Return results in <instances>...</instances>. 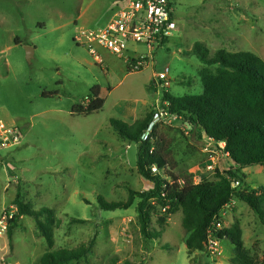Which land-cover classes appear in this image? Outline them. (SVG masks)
Returning <instances> with one entry per match:
<instances>
[{
	"label": "rangeland",
	"instance_id": "obj_1",
	"mask_svg": "<svg viewBox=\"0 0 264 264\" xmlns=\"http://www.w3.org/2000/svg\"><path fill=\"white\" fill-rule=\"evenodd\" d=\"M126 1L0 0V117L25 133L20 148L0 153L13 155L19 178L6 192L8 178L0 169V219L5 212L17 213V193L34 210L52 209L59 221L53 250L93 241L87 258L71 264H231L235 249L228 240L220 241L219 255L188 253L190 234L183 228L181 208L153 202L150 229L162 235L146 242L140 233L138 200L129 210L104 211L97 197L126 201L129 190L153 187L138 173L137 145L122 139L110 120L133 124L149 112L162 113L165 90L151 82L167 67L170 94L200 95L204 66L189 53L197 42L212 55L247 51L264 61V0H172L174 36L139 72L128 71L122 59L103 49L98 50L103 63H98L75 41L81 28L105 26ZM27 48L34 49L31 61ZM95 87L105 100L103 110L73 116L72 108L86 102ZM160 129L170 141L172 164L180 176L212 182L217 170L232 166L223 145L199 139L185 119L164 115ZM261 186L264 165L246 172L248 189ZM218 219L224 229L238 225L250 257L264 264V226L247 204L234 199ZM48 250L29 216L19 220L12 245L7 232L0 236V264H38Z\"/></svg>",
	"mask_w": 264,
	"mask_h": 264
},
{
	"label": "trees",
	"instance_id": "obj_2",
	"mask_svg": "<svg viewBox=\"0 0 264 264\" xmlns=\"http://www.w3.org/2000/svg\"><path fill=\"white\" fill-rule=\"evenodd\" d=\"M194 55L204 68L200 72L203 92L200 95L175 97L164 91L162 107L169 115L180 117L191 126L201 140L211 139L224 143L222 152L232 160V166L223 172L216 171L212 182L195 183L192 174L180 176L170 156V141L161 133L158 111L149 112L144 119L133 124L112 118V129L124 140L137 145V169L139 175L153 184L146 191L129 190L126 201L111 202L99 195L97 202L104 211L129 210L136 207L140 233L146 242L161 238L160 232L150 229V206L172 209L181 208L183 228L190 236L186 240L188 253L207 251L208 230L221 211L234 199L247 204L264 226V186L257 189L246 187L243 170L264 165V61L247 51L228 52L219 50L211 54L202 43L194 44ZM152 88V86H151ZM46 96V95H45ZM88 101L72 108L73 116H90L103 110L105 100L95 87ZM167 101L169 106H164ZM158 172L153 173L152 169ZM239 181L241 188H235ZM17 193L13 205L17 208L10 221L7 235L12 245L13 232L23 216L35 220L36 228L49 248L38 264H71L87 258L93 241L76 249L55 247V229L59 221L55 212L47 207L34 210ZM77 223L86 220L74 219ZM220 241L228 240L235 249L231 264H259L244 247L242 231L238 225L217 232Z\"/></svg>",
	"mask_w": 264,
	"mask_h": 264
},
{
	"label": "built area",
	"instance_id": "obj_3",
	"mask_svg": "<svg viewBox=\"0 0 264 264\" xmlns=\"http://www.w3.org/2000/svg\"><path fill=\"white\" fill-rule=\"evenodd\" d=\"M175 13L176 8L172 0H129L105 26L95 29L81 28L75 36V41L78 45L86 47L98 63H103L98 54V50L103 49L122 59L128 71L139 72L153 63L155 53L173 38L177 29ZM169 73L168 67L165 71L157 73L155 86L168 91ZM163 105L169 106V103L164 101ZM159 114L161 119L164 115L169 116L164 109ZM24 140L25 133L22 128L9 124L0 117V153L20 148ZM217 145H223L224 148V143ZM152 171L158 172L157 168ZM195 183H199L197 179ZM234 184L238 187L240 182L235 181ZM14 216V212H5L2 215L0 236L7 232ZM223 229L221 220L216 217L208 230L207 240V252L213 256L220 254L217 232Z\"/></svg>",
	"mask_w": 264,
	"mask_h": 264
},
{
	"label": "crops",
	"instance_id": "obj_4",
	"mask_svg": "<svg viewBox=\"0 0 264 264\" xmlns=\"http://www.w3.org/2000/svg\"><path fill=\"white\" fill-rule=\"evenodd\" d=\"M128 1L129 0H127L126 1V4L128 3ZM125 4V5H126ZM124 5V6H125ZM121 10V9H120ZM171 40V39H170ZM169 40V41H170ZM152 83V85L154 84V79H153V81L151 82ZM155 85V84H154ZM150 88H151V86H150ZM152 89V88H151ZM146 117V116H145ZM144 117V118H145ZM143 118V119H144ZM141 120V119H140ZM216 144V143H215ZM217 145V144H216ZM15 162H16V159L13 157V155L11 154V153H9V155H6V156H1V154H0V169H2V170H4V172L6 173V175H7V178H8V184H6V186H5V191L6 192H9V189H10V187H12L16 182L15 181H17L16 179H19L18 177H17V174H16V170L13 168V166H12V163H14L15 164ZM259 167V166H258ZM257 168V167H256ZM253 169H255V168H248V169H245V170H243V173H246V172H250L251 170H253ZM13 195V194H12ZM4 211V210H3ZM3 215V214H2ZM21 220H22V218H21ZM15 232V231H14Z\"/></svg>",
	"mask_w": 264,
	"mask_h": 264
},
{
	"label": "water",
	"instance_id": "obj_5",
	"mask_svg": "<svg viewBox=\"0 0 264 264\" xmlns=\"http://www.w3.org/2000/svg\"><path fill=\"white\" fill-rule=\"evenodd\" d=\"M34 55V49L33 48H27V60L31 61Z\"/></svg>",
	"mask_w": 264,
	"mask_h": 264
}]
</instances>
